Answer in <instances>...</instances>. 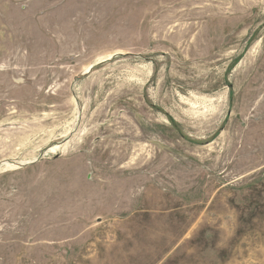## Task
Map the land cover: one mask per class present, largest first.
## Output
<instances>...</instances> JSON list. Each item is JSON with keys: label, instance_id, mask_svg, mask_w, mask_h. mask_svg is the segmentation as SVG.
Returning <instances> with one entry per match:
<instances>
[{"label": "rangeland", "instance_id": "1", "mask_svg": "<svg viewBox=\"0 0 264 264\" xmlns=\"http://www.w3.org/2000/svg\"><path fill=\"white\" fill-rule=\"evenodd\" d=\"M0 264H264V0H0Z\"/></svg>", "mask_w": 264, "mask_h": 264}]
</instances>
